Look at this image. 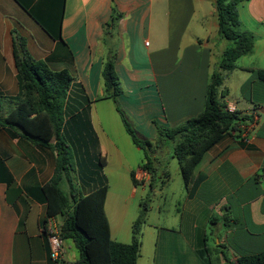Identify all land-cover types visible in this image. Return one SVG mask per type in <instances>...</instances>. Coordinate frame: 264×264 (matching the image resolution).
I'll return each mask as SVG.
<instances>
[{
  "label": "crops",
  "instance_id": "obj_1",
  "mask_svg": "<svg viewBox=\"0 0 264 264\" xmlns=\"http://www.w3.org/2000/svg\"><path fill=\"white\" fill-rule=\"evenodd\" d=\"M21 1L52 31L60 26L61 37L49 35ZM238 14V29L252 33L255 42L233 69L223 72L222 87L227 102L245 116L240 135L226 134L205 151L187 184L178 172L182 199L171 210V225L154 227L145 257L141 239L136 264H208L200 252L205 247L214 250L219 264H233L241 254L264 250V82L255 73L264 68V0L241 2ZM20 38L31 56L70 72L63 131L80 148V157L74 156L76 192L86 194L107 183L104 207L111 237L129 242L140 213L138 186L143 190L152 178L140 167L146 153L125 130L117 105L139 136L152 142L157 122L174 127L201 112L210 76L228 46L218 33L215 0H0L3 115L17 99L13 45ZM109 58L123 89L116 101L99 98ZM18 133L0 125V264L75 260L79 254L71 240H64L60 261L51 260L43 231L46 200L40 187L53 174L56 152ZM172 148V141L154 145L150 158L155 168L164 164V150L174 161ZM131 172L139 184H133ZM116 186L127 193H115ZM63 187L69 191L67 183ZM207 224H213L210 235ZM224 250H230L231 258Z\"/></svg>",
  "mask_w": 264,
  "mask_h": 264
},
{
  "label": "trees",
  "instance_id": "obj_2",
  "mask_svg": "<svg viewBox=\"0 0 264 264\" xmlns=\"http://www.w3.org/2000/svg\"><path fill=\"white\" fill-rule=\"evenodd\" d=\"M20 3V0H17ZM246 0H215L218 33L230 42L223 50L219 63L215 66L207 84L204 107L196 116L188 118L174 127H159L155 142L139 136L124 111L118 107L125 130L133 143L145 153V162L140 167L150 172L152 180L156 175L154 160L148 155L154 145L164 147L165 140L173 143L172 153L178 160L181 176L187 184L195 165L204 152L226 134H238L239 125L245 116L239 110L226 109L227 90L222 87L223 72L236 66V60L254 46V36L238 29L240 20L238 6ZM21 5L53 38H60L58 30L42 21L26 4ZM13 58L18 84L17 99L12 109L2 113L0 97V125H9L19 131L18 135L32 143L53 149L56 152L53 174L41 185L40 190L46 200V216H60L59 235L64 240L73 241L78 250V258L61 264H136L141 246V229L146 221L147 206L142 205L133 221L131 240L119 242L111 237L109 221L105 212L108 184L103 183L86 194H77L73 185L74 154L67 141L63 127L68 113L67 99L72 76L67 69H52L43 59H36L27 51L23 38L13 45ZM257 78L264 82V68L255 70ZM104 95L116 101L123 89L113 69V59H107L102 68ZM133 184H139L131 172ZM69 185V191L63 184ZM204 244L206 240L204 238ZM208 247L200 250L207 256V263L214 264ZM236 264H264V250L241 254Z\"/></svg>",
  "mask_w": 264,
  "mask_h": 264
},
{
  "label": "rangeland",
  "instance_id": "obj_3",
  "mask_svg": "<svg viewBox=\"0 0 264 264\" xmlns=\"http://www.w3.org/2000/svg\"><path fill=\"white\" fill-rule=\"evenodd\" d=\"M225 41L228 43V45L230 44V42L228 40H225ZM244 61H247V57L239 59L240 63H242ZM241 102H242V100H241ZM117 103H118V100H117ZM84 114H86V110L82 111L81 116H83ZM157 125L159 127L160 126L161 127H168V126L162 125L158 122L156 124V127H157ZM118 127L120 128L121 125H118ZM165 141L168 143L165 142L164 146L171 144L170 140H165ZM69 144L72 147L74 156L76 157V155H77L78 157H80L79 156L80 155V153H79L80 148H78V144H76L74 139L71 138V143L69 142ZM75 147H77L78 149H76ZM92 147H93V145H92ZM148 155L151 157L150 151H148ZM170 155L171 154H169V152H167V150H164V152L162 153V156L166 157L165 162L163 164L164 166L162 165V167H160V168H155L154 171H155L156 175L154 177V180H152V185H153L152 187L150 186V184H147L144 187V189L142 190V187L140 185L138 186L137 199L140 198L139 199V204H140L139 212L142 210V205H146L148 208L147 209V215H146V223L144 225L145 226L144 228H146V229H142V234L144 233V235L143 236L141 235V239H142V243H143L141 250H142V255L144 257L147 256V254L151 252V248L153 246L154 234H155L154 227L155 226L156 227L157 226H170L171 225V210L175 211L176 208L179 207V205L176 202V199L178 197H181L180 184H179L181 177L179 175L180 173H178L180 171L178 169L177 159L175 158L174 161L171 162ZM90 170L93 173H96L94 168H91ZM76 181H78V175H77V173L76 174L74 173L73 185L75 188H77ZM63 189H64V187H63ZM65 189L68 190L67 188H65ZM115 193H123L125 195L127 193V191L125 190L124 186H116L115 187ZM117 196L121 200V195L118 194ZM181 199H182V197H181ZM134 208H135V206L132 205V209H134ZM211 225H213V224H211ZM211 225L207 224L205 226V229H206L208 235H210V229H211V227H213ZM63 244H64V242H63ZM74 248H76V246ZM76 250H77V248H76ZM77 252H78V250H77ZM209 253H210L209 255H210L213 263L219 264L215 260L216 254H215L214 250L210 249ZM224 254L228 258L229 257L231 258L232 254H231L230 250H224ZM233 264H236V262Z\"/></svg>",
  "mask_w": 264,
  "mask_h": 264
},
{
  "label": "built area",
  "instance_id": "obj_4",
  "mask_svg": "<svg viewBox=\"0 0 264 264\" xmlns=\"http://www.w3.org/2000/svg\"><path fill=\"white\" fill-rule=\"evenodd\" d=\"M226 109L230 112L235 111L236 106L234 102H227ZM244 127L246 126H241V128ZM43 225V231L47 237L49 245V257L51 260L58 262L63 255V239L59 235V222H57L55 216H50L46 219Z\"/></svg>",
  "mask_w": 264,
  "mask_h": 264
}]
</instances>
